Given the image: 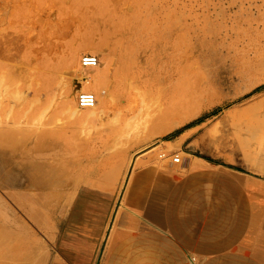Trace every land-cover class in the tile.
Here are the masks:
<instances>
[{"label":"rangeland","instance_id":"obj_1","mask_svg":"<svg viewBox=\"0 0 264 264\" xmlns=\"http://www.w3.org/2000/svg\"><path fill=\"white\" fill-rule=\"evenodd\" d=\"M119 1L131 4L128 14L135 11L146 13V19L142 18L140 21L141 27H174L185 36L193 35L190 27H204L206 15H209L213 27H224L225 24L229 27L232 20L229 17L236 11V8H229L230 0ZM28 2L31 3V0ZM0 3L4 5L8 1L1 0ZM6 6L3 8L4 15L2 12L5 19L0 16V21L3 22L0 23L3 41L0 51V155L5 163L0 175L4 172L1 177L6 180L2 184V190L9 189L20 200H25L29 151L34 144V140L30 138H35L42 132L55 141L62 152L53 162L58 166L57 174L62 177L56 188L58 203L55 201V208L53 199L49 198L50 202L39 220L40 223L38 219L30 218L22 211L15 197L4 198V206L17 212L18 218L27 226L26 234L32 246L29 248L34 249L35 253L32 264H104V260L107 262L110 256H114L123 243L135 237L134 231L137 230L134 229L133 221L142 224L143 220H137L138 217L129 211V205L143 195L148 188L149 178L146 176L147 167L133 169V163L137 157L138 161H145L149 155L141 153L152 146H158L152 153L157 158L155 164L162 171L170 173L175 181L189 177L192 171L198 173L208 170L219 178L237 176L250 179L264 190V0H258L252 9L251 25L243 22L239 25L251 27L250 35L233 44L234 46L225 44L219 50L220 53L210 61L209 50L191 51L190 44H185L182 40V56L177 60L170 76L154 87L151 96L159 97L160 102L168 101L167 103L191 100L179 115L188 116V121L161 134H148L152 126H145L143 120L140 122V119H132L127 131L128 144L110 153L120 155L119 160L111 157L108 164H104L96 172L94 169L100 166L99 157L106 153L101 148L109 139L107 114L112 113V105L96 91L82 89L77 78L81 74L92 72L103 74V77L110 71L112 73L114 65L111 64L109 55L110 46L101 40L103 32L107 33L106 38L112 39L111 32L101 25L98 27L94 17L80 20L76 27L67 24L45 27L41 36L43 33L50 35L52 29L57 35L53 39L55 48L46 49L47 60H42L43 67L47 65L50 72L53 69L51 86L43 91L37 81L44 76L45 69L38 71L32 64H21L12 59L13 49L10 48L9 41L13 31L8 22L10 16L5 11ZM37 35L34 31L29 36V42L35 41ZM87 36L91 40L89 45H85ZM76 49H79L78 54L73 57ZM83 55H96L99 61L97 67L83 68L80 65ZM20 58H23L22 55ZM241 59H255L258 64L257 67H251L249 76L238 73L242 66ZM61 60L65 64L70 62L68 66H64V70L57 64ZM208 89L209 93L204 95L202 91ZM100 90L107 93L110 89L102 83ZM80 91L96 92V108L103 117L93 119L88 109L77 107L76 98ZM38 95L41 96L42 104L30 107L33 103L31 101ZM66 97L72 104L71 110L63 107ZM147 101L150 103V99ZM242 117L245 119L243 123L239 121ZM225 121L236 123L237 136L220 139L214 145L200 142L199 139L209 132L222 130ZM249 126L257 127L259 131L255 129L248 134L246 146L242 147L240 137L242 135L246 138L245 130ZM197 127L199 130L195 134L185 137L189 130ZM6 133H9V137ZM136 136L140 137L135 138ZM175 155L180 157L177 163L172 162ZM87 157L92 158L88 160ZM45 160L46 164L52 162L49 155L45 156ZM117 163V170L108 177V170L103 171ZM139 173V181L133 184L128 194L131 177ZM47 175L52 177L51 171L48 170ZM83 189V194H80ZM205 201L212 203L218 199L216 201L207 194ZM243 202L239 200L237 205ZM76 218L80 222L76 223ZM14 225L11 231H7L9 236L14 235L17 229ZM15 233H19V230ZM37 240L39 244H35ZM236 250V245L233 244L231 251L234 253ZM239 252L243 256L247 253L245 250ZM119 263L124 264V261Z\"/></svg>","mask_w":264,"mask_h":264},{"label":"bare ground","instance_id":"obj_2","mask_svg":"<svg viewBox=\"0 0 264 264\" xmlns=\"http://www.w3.org/2000/svg\"><path fill=\"white\" fill-rule=\"evenodd\" d=\"M7 1L8 3L4 4L7 5L5 11L9 12L8 22L13 31L9 41L10 48L13 49L12 59L21 64H32L34 69H39L38 71L41 68L45 69L41 81H37L43 91L51 86L53 69L50 72L47 65L43 67L42 60H47L46 52L48 51L46 49L55 48L53 39L57 35V32L51 28L50 35L43 33L41 36V31L45 27H60L63 24L76 27L80 20L94 17L97 19L98 27L101 25L111 32L112 39L106 38L107 33L103 32L101 40L102 43L106 42L110 46L109 55L111 64L114 65L112 73L110 71L103 77V74L92 72L81 74L77 78L82 89L96 91L112 105V113L107 114L109 139L101 148L106 153L100 157L97 156L100 158V166L94 169L96 172L102 169L104 164H108L111 157L114 156L113 158L119 160L120 155L114 153L110 155V153L128 144L127 131L132 124V119L135 121L140 119V122L143 120L145 126L146 124L149 127L152 126L148 134H161L188 121V116L180 117L179 115L187 108V103L191 100L174 103L160 102L159 97L151 96L154 87L160 85L173 72L177 60L182 56V40L185 44H190L189 50L191 51L193 49L209 50L210 61L220 53L219 50L225 44L235 45L249 36L251 27H239V25L242 22L248 26L251 25L252 9L258 0H230L229 8H236V11L229 17L232 18L229 27H226V24L224 27H213L209 21V15H206L204 27L189 28L190 32H193L192 36L182 35L174 27H141L140 21L142 18L146 19V13L135 11L128 14V11H131V4L119 0H31V3L28 2L29 0ZM4 5L0 3L1 17L2 12L4 15ZM2 18L5 19V17ZM34 31L38 33L37 39L29 42ZM1 32L0 29V51L3 46ZM90 43V37L87 36L85 45ZM78 51L79 49L74 51L73 57L78 54ZM21 55L23 58H20ZM240 62L242 66L238 73L243 76H249L251 67L258 66L255 59H241ZM57 64L63 69L70 62L65 64L61 60L60 63L57 61ZM102 83L109 86L110 90L107 93L100 90ZM209 91L208 89L202 92L206 95ZM81 92L90 91L79 93ZM96 92L90 93L96 97L97 104ZM40 97L38 95L29 106L42 104ZM148 99L151 104L147 101ZM76 104L79 109H88L93 119L101 118L102 115L99 113L101 111H97L96 104L92 108H81L78 106L77 98ZM63 107L65 110L72 108L67 97L63 100ZM41 114L43 115L44 112ZM247 120H250V115L247 116ZM239 121L243 123L244 117ZM235 128V122L225 121L222 124V130L209 132L207 136L199 140L207 145H214L220 139L237 136ZM255 129L259 131L257 127L249 126L245 130L246 138L241 135L242 147L246 146L248 134ZM198 130V127L192 128L185 137L195 134ZM6 134L9 137V133ZM137 137L140 136L135 138ZM30 139L34 140V144L31 143L32 147L29 151L30 163L24 201L9 189L2 190V184L6 180L1 176L5 173L0 175V264H32L35 254L34 249L29 248L32 246L26 234L28 229L25 222L18 218L17 212H12L4 206L6 203L4 198L15 197L22 211L30 218L38 219L39 223L50 202L49 198L53 199L55 208L57 205L55 204L58 196L56 188L62 181V177L57 174L58 166L53 162L57 160L61 151L55 141L42 132ZM157 147L152 146L141 153L149 155L145 161H138L137 157L133 163V169L147 167L145 168L148 173L146 176L149 178L148 188L143 195L129 205V211L135 214L136 218L138 217L137 220H143L142 224L133 221L134 229L137 230L134 231L135 237L123 243L114 256H110L107 262L104 260V264H112L113 261V264H120L121 261H124V264H264L261 261L263 257L258 259V256L250 254L248 249L253 246L257 247V244H260V248L264 245V190L262 186L250 179L245 180L237 176L220 177V179L215 177L213 171L208 170L198 173L192 171L189 177L175 181L170 173L162 171L155 164L157 158L152 153ZM0 154H2L1 149ZM48 155L52 162L46 164L45 156ZM87 158L90 160L92 157ZM4 167V159L0 155V171ZM117 167L118 163L103 172L108 170V177H111ZM48 170L51 171L52 177H47ZM140 175L139 173L131 177L127 189L128 194L133 184L139 181ZM84 190H81L80 194H83ZM207 194L218 201H212V203L205 201ZM239 200L244 202L237 205ZM124 205L122 206L125 207ZM75 222H80V219L76 218ZM13 225L17 229L14 235L9 236L7 231H11ZM16 230H19V233H15ZM35 242L39 244L38 240ZM233 244L237 248L234 253L231 251ZM242 250L247 251L245 256L239 252Z\"/></svg>","mask_w":264,"mask_h":264},{"label":"built area","instance_id":"obj_3","mask_svg":"<svg viewBox=\"0 0 264 264\" xmlns=\"http://www.w3.org/2000/svg\"><path fill=\"white\" fill-rule=\"evenodd\" d=\"M97 57L92 55H85L80 59V64L82 67H95L97 66ZM78 106L81 108H92L96 104V97L90 92H81L77 97ZM180 157L175 155L172 157V162H179Z\"/></svg>","mask_w":264,"mask_h":264},{"label":"crops","instance_id":"obj_4","mask_svg":"<svg viewBox=\"0 0 264 264\" xmlns=\"http://www.w3.org/2000/svg\"><path fill=\"white\" fill-rule=\"evenodd\" d=\"M251 170V169H250ZM255 170V169H254ZM253 172V171H252ZM263 173H264V171H263ZM263 187H264V185H263ZM78 213V212H77ZM77 215V214H76ZM75 215V216H76ZM75 218V217H74ZM260 239V238H259ZM259 242H261V241H259ZM259 245V246H258ZM264 245H261V248H260V244H257V247H255V246H253L252 248H248L249 249V253L250 254H252L253 253V255H256V256H258V259H260V258H262L263 257V259H261V261H263L264 262V247H263Z\"/></svg>","mask_w":264,"mask_h":264}]
</instances>
